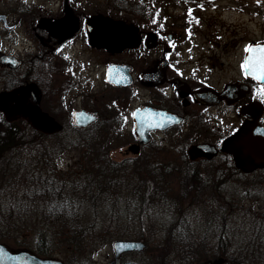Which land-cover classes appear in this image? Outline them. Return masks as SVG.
<instances>
[{
	"label": "flooded vegetation",
	"instance_id": "1",
	"mask_svg": "<svg viewBox=\"0 0 264 264\" xmlns=\"http://www.w3.org/2000/svg\"><path fill=\"white\" fill-rule=\"evenodd\" d=\"M53 3H57V8H52ZM135 4L143 7H133ZM176 4L181 6L178 13L172 11ZM195 10H198L195 0H0V106L3 107L7 101H15L16 108L30 113L22 117L26 119L22 122L36 129H87L114 122L111 118L102 117L99 108L88 104L85 90L71 95L70 89L75 88L78 82L66 70L74 64H77V69L85 68L83 64L87 63L102 65V77L112 90L127 88L131 94L138 95L140 90H144L142 99L130 111L131 129L127 131L124 152L130 157L145 158L148 171L144 173L151 178L145 180L148 199L143 202L144 206L150 208L160 202L163 209L170 210L163 211L162 233L171 256H191L195 252L202 253L204 248L208 251L207 242L195 248V218L190 221L186 215L190 205L195 212L196 197L203 201V196L208 195L211 207L203 214L216 216L224 223L231 206L229 201L225 202L226 199L216 200L220 194L215 192L225 189V186L230 187L233 180L237 183L232 175L253 177L259 173L262 180H254L253 183L264 180V147L260 139L252 138L253 132L250 134L252 139L246 142L235 137L244 123L264 126V74L261 78L250 75L244 63L248 46L264 37L245 41L240 54L235 53L238 73L234 79L213 84L208 76L216 64L218 69H222L224 58L231 59L233 55L228 52L232 46L226 36L217 42L207 33L204 42L213 50L207 51L195 45L192 23L195 16L196 21L203 20ZM101 17L135 26L139 40L123 41L117 48H107L103 45V37H112L118 32L114 28H105ZM184 25L187 29H180ZM222 32L226 30L219 32V38ZM124 36L129 37L131 33ZM184 63L193 65L187 67L183 66ZM113 64L126 67L124 73L131 79L128 84L106 80V68ZM204 64L206 67L201 73ZM98 67L90 71H96ZM260 69L264 71L262 63ZM226 85H233V88L218 96L217 100L213 99L212 92L220 93ZM75 97H80V101ZM143 107L168 114V122L150 127L144 141L134 129V111ZM215 108L221 109L218 113L209 110ZM79 110L93 112L95 119L79 127L74 121V113ZM226 116H232L229 119L234 120V126L221 132L217 126ZM202 135L205 138H201ZM198 143L212 145L215 152L191 153L189 148ZM172 149L175 150L174 160H164L162 157L166 153L163 151L171 153ZM183 157L185 165L180 163ZM239 159L244 164L239 163ZM218 163L223 166L216 171ZM182 177L185 184H173ZM153 178L160 180L159 183L151 181ZM244 184L238 186L251 187ZM210 191L214 193H208ZM212 203L224 212V217L215 214L218 212ZM200 204H197L199 208ZM255 230L256 234L263 232L264 216L257 218ZM147 237L151 238L149 227L144 237H121L142 240L145 246L121 252L117 257L113 251L111 259H118L115 264H145L149 261L148 253H142L146 250ZM172 239H176L177 245L171 243ZM256 244H247L246 252L255 253V249L264 248V244ZM231 245L227 232L218 237L217 248L211 253L219 257L217 264H221L225 260L223 257L232 251ZM208 260L213 264L214 258ZM176 261H161L159 264H192L179 258Z\"/></svg>",
	"mask_w": 264,
	"mask_h": 264
},
{
	"label": "rangeland",
	"instance_id": "2",
	"mask_svg": "<svg viewBox=\"0 0 264 264\" xmlns=\"http://www.w3.org/2000/svg\"><path fill=\"white\" fill-rule=\"evenodd\" d=\"M185 1L193 2V0ZM141 3L143 2L141 1ZM133 7L143 6H136L135 4ZM153 7L157 8L156 5ZM173 7L176 8L172 10L175 13H178L181 8L177 4L173 5ZM195 7L198 8V10H195V14L202 15L203 18L202 21L198 19L196 21L195 16V22L192 23L195 27V35L192 37L195 39V45H199L204 50L212 51L213 48L204 42V35L207 33L208 35H212L211 38L216 39L217 42L223 41L222 39L226 36L227 41L232 46L228 52L231 56L233 55L231 59L224 58L225 62L221 65L222 69H218V64H216L214 70L208 76L209 80L217 85V83L234 79L236 73H238L237 60L234 58V56L236 57L235 53L240 54L241 47L245 41L264 37V0H195ZM52 8H57V3H53ZM180 29L184 30L187 27L186 25L180 26ZM222 30H226V32H222L219 38L217 35ZM228 33L231 34L230 37H228ZM191 65L193 64H183V66L187 67ZM72 66L73 68H71ZM98 66L87 63L83 64L85 68L80 67L77 69V64H74L66 72L71 73L78 82L75 88L70 89L71 95H77L79 90H85L88 104L92 105L93 108H99L102 117L111 118L114 121L110 122L106 120L110 123H103L107 128L112 130L111 132L114 136V138L111 137L108 138L109 140H106L105 148L107 150L110 149L108 152L109 158H113L118 162L121 161L119 169L122 172L119 173L118 177L120 182L117 186L109 189L113 192L109 194L105 193L101 200L95 201V206L89 201L85 202L75 198L70 203L65 199V195L67 190L71 191L77 188L73 187L72 184L75 185L76 183V186L79 187L77 189H84V186L80 184L81 177L78 172L83 167H80L82 162L87 164L92 160V154L90 153L93 150L92 144L88 143L90 140L88 142L85 140L86 143L84 144L81 143L82 139L79 131H74L70 134L74 127L62 128L68 133V137L64 139L66 140L64 142H57V138L52 135L47 136L45 134V136H41L40 133L50 134V132L43 131V128H33L27 122H22L21 120H26L22 117H27L30 113L16 108L15 101H7L3 107L0 106V136L6 134L9 128L13 132L16 128H19L20 130L18 131L25 135L21 138L22 142H26L27 144L23 145L19 142V144L16 143L9 147L11 150L9 158L11 160L19 158L20 161L18 162V167H7L6 160L3 161L6 156L3 153L6 147V145L5 147L3 146V144H6V138H0L1 153H3L0 155V242H4L3 244L12 249L23 248L32 249V251H34V247H39L42 243L46 244L51 251L49 256L60 258L64 264H89V262L92 264H107L113 255L112 241L114 239L119 237H144L149 227L151 238L147 237L146 250L142 253H148L147 257L149 261H146L145 264H159L161 261L176 263L177 258L182 259V261H189L192 264H202L208 259L219 258L212 256L211 253L217 248L218 237L220 238L222 233L227 232L232 241V251L223 257L225 260L221 264H264L263 247L255 249V253L246 252L245 250L247 244H264V230L261 234H256L255 230L257 218L264 216V180L256 184L253 183L254 180L261 179L259 173L253 177H235L232 175L231 178L238 180L236 181L238 184L233 180L230 187L225 186V189L222 188L219 192H215V194H220V197H215L216 200L218 198L221 201L226 199L225 202L229 201V206H231L230 214L226 217V222L224 219V223L223 220L220 221L216 216L207 217L203 214L211 207L208 195L203 196V193H200V196H203V201H199L198 197L195 198V212H193V205L189 206L186 215L190 221L195 218V248H199L201 244L207 242L209 245L208 251L204 248L202 253L195 252V255L191 256H171V253L167 252L168 242H166L162 233V223L164 221L162 215L164 210L167 212L170 210L168 208L163 209L160 202L154 203L150 208H147V205L144 206L143 202L148 199L145 180L147 179L148 181L151 178L147 173H144V171H148L145 158L130 157L125 155L124 152V142L128 140L129 134L127 131L131 129L130 111L135 103L140 102L144 90H140L139 95L138 93L131 94L127 88L112 90L113 88L107 85L102 77V65ZM65 67L68 69V64ZM97 67L96 71H90L92 68ZM204 67H206V64L200 69L201 73H203ZM95 89L96 91L94 92ZM75 98L77 101H80V97ZM220 109L209 110L218 113ZM229 117L232 118V116H226L224 120L219 121V126H217L219 131L224 132L232 129L234 120L229 119ZM30 119L32 118L30 117ZM32 129L34 132L29 134ZM48 129L52 131L57 128ZM76 130H83L82 132L86 133L88 129L78 128ZM28 134L31 137L28 138ZM201 138L205 137L202 135ZM100 140L94 142H99ZM118 143L120 145H117ZM83 145H85V148H83ZM170 151L171 153L166 150L163 151V153H166L162 157L164 160H174L172 155L175 150L172 149ZM178 152L176 150V153ZM57 159L58 163L55 162L57 164L56 171L67 172L73 169L69 173L71 174L70 177L64 174V178L66 179L64 182L61 181L58 173L57 175L53 174L49 168V166L53 165L51 162ZM180 163L185 165L184 157ZM20 164L27 166V168H23V171L19 170L18 168H21ZM28 166L33 167L29 169ZM222 166V163H218L216 171L221 169ZM78 167L79 171L76 169ZM42 169H47V172L42 171V178H56L59 185L63 186L60 189L54 188L55 190H59V194H55L53 197L58 198V202L62 204L66 203L67 205L75 206L74 211L80 213L81 220H92L90 227L93 230L91 229L87 233L80 234L79 237L82 239L73 240L71 243L70 240H63V238H71L73 228L69 229L67 226L60 225V223L63 221L65 225L74 224L75 220L72 217H67L66 219H57L56 217L45 219L43 217L49 216V212L44 207V204L40 202L39 185L41 182L38 171ZM49 172L51 175L53 174V178L49 175ZM32 175L35 178H32ZM33 180H35V184L32 183ZM153 180L156 183L160 181L154 178L151 181ZM138 181H142L143 185H140ZM185 181L182 177V179L173 181V184L179 183L183 185ZM242 183L251 187L238 186ZM31 184H34L32 189ZM256 185L259 186L257 187ZM208 193L213 194L214 191ZM73 195H76V193ZM198 202H201L200 208L197 206ZM10 205H12L11 210ZM212 207L218 212L215 214L224 217V212L217 209L216 203H212ZM186 215L183 216L186 217ZM261 220L258 219V221ZM7 221L10 223V230L8 231L6 229V225L9 224ZM69 221L70 223H68ZM252 233L253 237L251 238ZM43 235L47 239L41 240L40 237ZM175 240L172 239L171 243L177 245ZM63 244L67 246L64 247ZM87 257H89V261Z\"/></svg>",
	"mask_w": 264,
	"mask_h": 264
},
{
	"label": "trees",
	"instance_id": "3",
	"mask_svg": "<svg viewBox=\"0 0 264 264\" xmlns=\"http://www.w3.org/2000/svg\"><path fill=\"white\" fill-rule=\"evenodd\" d=\"M87 132L84 133L82 132L83 130H76L75 128L70 132L73 133L74 131H79L80 132V136H81V143H86L88 142V140H90L88 143L92 144V151L90 152L92 154L91 158L92 160L89 161V163L85 164V163H81L80 167L83 166L82 168H80L81 170L79 171V167L76 168L79 172V176L81 177L80 180V184H82L84 186V189H77L79 188L78 186L72 184L73 187H77L75 188V190H71L68 191L65 195V199H67L70 203H72L73 198L75 199H81V201H89L92 205H96L95 201H99L101 200V198L103 197V195L109 194L113 191H110L109 189L111 187H115L117 186V184L120 182L118 180L119 177V173L122 172L119 169V166L121 164V161H115L112 158H109L108 156V152L109 150H107L105 148V142L106 140H109L108 138H114V136L112 135V130H110V128H107V126L105 125H99V126H94V127H89L87 128ZM14 130V129H12ZM19 128H16L13 131H11V129H7L6 134H2L1 137L6 138V144H3V146L5 147L4 149V154H6V156L4 157L6 160V164L7 167L8 166H19V158H16L15 160H11L10 157V152L11 150L9 149L10 146H13L14 144L18 143H22L23 145H26V142H22V139L25 135L23 133H21ZM86 131V130H85ZM34 132L33 129L31 130L30 133ZM29 134L27 135V137H31L29 136ZM45 134L47 136H53L56 137L57 140H62L60 142H64L67 139V131L63 130L62 128L57 129L55 131L50 132V134L48 133H40L41 136H45ZM85 134V135H83ZM101 140H100V139ZM86 140V142H85ZM96 140H100L99 142H94ZM58 142V141H57ZM7 145L8 146V150H7ZM117 145H120V143H118ZM1 146V145H0ZM14 148V147H13ZM83 148H85V145H83ZM17 152V151H16ZM8 160V161H7ZM51 162V161H50ZM55 160L54 162H51V164H53L52 166H49V168L52 170V173L57 175H59V177H61V181L64 182V180H66L64 178V174H66L68 177H70L72 170H68L67 172H59L56 171V164H55ZM87 162V161H86ZM85 164V165H84ZM21 168H18L19 170L23 169V168H27V166H23L22 164ZM29 167V166H28ZM33 166L29 167V169H32ZM41 167V166H40ZM39 167V168H40ZM5 169V168H4ZM118 170V171H115ZM23 171V170H22ZM40 171V172H39ZM38 171V176L40 178V185H39V191L41 194V201L44 204V207L47 208L48 212H49V216H43L45 219L46 218H50L53 219V217L58 218H67V217H72L75 221L74 224H69V225H65L63 223V221H61L60 225L62 226H67V228L71 229L73 228L72 231V235L71 238H63V240H70V243L75 240H80L82 238L79 237L80 234L83 233H87L89 231H91L92 227H90V224L92 220H81V215L79 212L74 211V207L73 205H67L66 203L62 204L60 202H58V198H55V196L53 197V195L55 194H59V190H55L54 188H63V186H60L59 183L57 182L56 178L54 179H49V177H45L42 178V171L47 172V169H42ZM49 171V170H48ZM25 173V172H24ZM17 174V173H16ZM52 174V175H53ZM49 175L52 177V175L49 172ZM118 175V176H117ZM12 177V175H11ZM32 178H35L34 175H32ZM53 178V177H52ZM56 180V181H55ZM140 182V185H143L142 181H138ZM32 183L35 184V180L32 181ZM34 184H31V189L32 186ZM67 185V184H66ZM41 187V188H40ZM86 187V188H85ZM96 187V188H93ZM79 190V192H78ZM74 191V192H73ZM74 193H76V195H73ZM1 194V193H0ZM61 194H62V190H61ZM78 194H81L78 196ZM55 200H54V199ZM12 208V205H10V210ZM96 219V218H94ZM7 223H9L7 221ZM70 223V221L68 222ZM6 229L7 231L10 230V223L6 225ZM86 230V231H85ZM93 230V229H92ZM41 240L47 239L45 235H43L42 237H40ZM64 247H66V244H63ZM49 246H47L46 244H41L39 247H34V251H36L37 253L41 254V255H45L48 256L51 254V251L49 250ZM32 250V249H31Z\"/></svg>",
	"mask_w": 264,
	"mask_h": 264
},
{
	"label": "water",
	"instance_id": "4",
	"mask_svg": "<svg viewBox=\"0 0 264 264\" xmlns=\"http://www.w3.org/2000/svg\"><path fill=\"white\" fill-rule=\"evenodd\" d=\"M103 26L105 28H114L118 34H114L112 37H103V45L107 48H117L118 43L123 41H138L139 36L136 32V27L133 25H127L120 20H111L107 17H101ZM131 33V36H124ZM264 52V40L258 42L257 44H251L248 52L245 56V67L250 75L261 78L264 71L257 68V58L258 53ZM264 57V55H263ZM126 67L123 65H110L106 68V79L108 81L114 82L116 84H128L130 82V77L126 76L124 73ZM123 71V77L121 78V72ZM264 80V78L262 79ZM233 85H226L225 88L220 93H213V99L217 100L218 96L228 93ZM167 115L163 111H155L149 107H143L142 109H136L134 111L135 120V133L140 137L141 140H146L148 137V130L150 127L160 126L167 121ZM95 119V114L93 112H88L85 110H79L74 113V121L78 126L86 125ZM254 133L252 138H259L260 142L264 147V126H255L254 124L244 123L236 132L235 137L244 140L245 142L251 140V133ZM250 135V136H249ZM191 153L199 154L206 152L207 154H212L214 149L212 145L207 143H198L189 148ZM239 163L244 164L242 160ZM145 244L140 240H125L118 239L113 242V248L115 250V256L117 257L119 253L132 249H141ZM219 259H215L213 264H217ZM118 263V259L111 261L110 264ZM0 264H63L62 261L55 257H42L26 249H9L5 244L0 243ZM203 264H211L210 261H205Z\"/></svg>",
	"mask_w": 264,
	"mask_h": 264
}]
</instances>
